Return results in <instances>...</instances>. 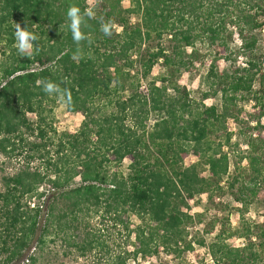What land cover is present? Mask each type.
<instances>
[{
	"label": "trees",
	"instance_id": "trees-1",
	"mask_svg": "<svg viewBox=\"0 0 264 264\" xmlns=\"http://www.w3.org/2000/svg\"><path fill=\"white\" fill-rule=\"evenodd\" d=\"M93 1L0 0V153L18 160L0 180V264H166L162 254L181 257L194 242L214 264H264V213L245 217L264 203V52L254 33L264 0ZM70 5L95 12L79 45ZM108 22L111 36L100 30ZM17 23L37 37L31 57L15 47ZM159 62L167 72L151 79ZM200 62L205 96L221 93L220 104L175 81ZM41 80L70 90L67 110L83 116L77 130L56 126L60 103ZM240 101L252 104L246 148L228 125L239 122ZM204 193L240 204L237 227L212 216L210 243L189 238L203 220L190 203Z\"/></svg>",
	"mask_w": 264,
	"mask_h": 264
},
{
	"label": "rangeland",
	"instance_id": "rangeland-1",
	"mask_svg": "<svg viewBox=\"0 0 264 264\" xmlns=\"http://www.w3.org/2000/svg\"><path fill=\"white\" fill-rule=\"evenodd\" d=\"M92 2L94 1L92 0ZM122 4L124 7H129L130 2L129 0H124ZM92 5H94V3H92ZM136 19V16L132 17L133 21H135ZM254 33L260 39L261 51L264 52V27L262 29L255 30ZM165 43L166 45L170 44L168 39L166 38ZM239 45L240 40H237V42L233 45V49H238ZM198 46L202 47L200 44H198ZM187 51L188 52L186 54L188 55V53L191 51V48H188ZM243 61H245L243 57L240 56L237 58L238 64L243 65ZM229 65V62H225L221 64L220 69H227ZM207 69L208 65L200 62L197 64V68L191 69L190 71L183 70L182 72L177 73L175 76V81H177L181 85H187L191 90L192 96L198 100H203L207 105L220 104L222 100L221 93H218L216 95L209 94L208 96H205L206 92L208 91L207 86L205 84V75ZM166 72L167 67H165L161 62H159L155 65L153 72L151 73V79L160 78L162 75L166 74ZM239 107H242V113L240 114L239 122L237 123L235 120L231 119L228 125L234 133L233 141H238L241 144L242 148H246L244 138L242 137L240 131L242 127H244L248 123V120L251 119L250 113L252 111V104L249 102L240 101ZM156 117L157 116L155 114H152L151 119L149 121L150 126L154 123ZM56 118V126L60 130H77L83 120V116L81 114L68 111L67 106L65 104H59L56 108ZM196 160V156L191 154L185 159L184 163L191 164ZM17 162L18 160L16 158H12L10 160L6 157L4 158V156L0 153V180L3 174L10 173L15 169V166H17ZM128 162L129 161L126 160L123 165V168L126 172ZM231 171H234L233 161L231 165ZM190 205L191 208L189 209V211L196 214H203V220L200 223H195L190 226L189 238L195 237L197 235H203L205 236L207 243H210L215 237L216 231L212 233H206L203 230L207 226V223L212 218V216H214V214L216 213L218 218L229 217V222H227L228 225L237 227L240 223L241 215L237 208L238 206H240V204L235 202L233 198L228 194L224 196L214 194L212 198L210 197V194L204 193L191 200ZM263 213L264 203L261 201V199H258L251 205V208L249 212L245 214V217L260 221L262 220ZM229 242L234 244H240L243 242V239L232 238L229 239ZM161 258L163 262H166V264H214V261L209 253L208 247L201 246L196 242H194V249L185 252L181 257L175 258L174 256H170L164 253L162 254ZM91 260L92 258L88 259L87 261H85L84 259H80L77 264H89L91 263ZM145 264H149V261H147Z\"/></svg>",
	"mask_w": 264,
	"mask_h": 264
},
{
	"label": "clouds",
	"instance_id": "clouds-1",
	"mask_svg": "<svg viewBox=\"0 0 264 264\" xmlns=\"http://www.w3.org/2000/svg\"><path fill=\"white\" fill-rule=\"evenodd\" d=\"M68 28L71 31L73 42L79 45L86 39L85 34L81 31V25L84 23V17L88 19L95 18V12L92 8L85 9L81 14V10L76 5H70L67 9ZM101 32L106 36H111V22L101 24ZM15 47L18 53L24 57H31L33 55L34 43L37 37L22 27L20 23L15 25ZM80 53V48H77L76 54ZM41 85V90L48 96H54L58 103L71 105V93L67 88H61L59 85L53 83L51 80H41L37 82Z\"/></svg>",
	"mask_w": 264,
	"mask_h": 264
}]
</instances>
